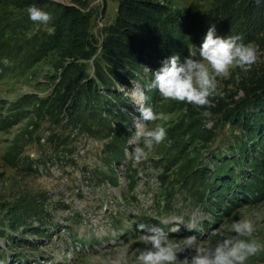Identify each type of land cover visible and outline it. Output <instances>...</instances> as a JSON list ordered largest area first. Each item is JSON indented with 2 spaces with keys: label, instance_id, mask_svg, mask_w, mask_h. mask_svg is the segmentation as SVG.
Masks as SVG:
<instances>
[{
  "label": "rangeland",
  "instance_id": "374dc122",
  "mask_svg": "<svg viewBox=\"0 0 264 264\" xmlns=\"http://www.w3.org/2000/svg\"><path fill=\"white\" fill-rule=\"evenodd\" d=\"M80 1L0 0V16L5 23L10 22L0 27V31L4 30L0 53L14 55L18 46L27 49L15 62H1L0 58V264H134L137 249L145 247L137 230L141 223L163 228L172 243L178 245L176 251L181 259L195 255L184 248L185 237L197 236L201 248L215 247L235 235L230 231L233 222L245 218L253 222L256 231L251 238L242 239L264 244V196L251 202L231 200L222 209H211L209 205L217 203L209 194V186L200 187L199 182L186 179L193 172L186 166L194 165V172L208 164L213 169L211 161L218 155L244 161L241 148L246 150L244 145L253 138V132L264 126V102L261 94L252 90L264 83V0L259 5L255 0H158L170 10L190 12L198 25L206 27L205 33L211 25L218 24L222 11L226 18L223 37L239 35L243 43L258 46L259 52L249 71L235 68L227 79L218 78V94L210 99L211 107L218 105L221 112L164 100L157 91L158 102L152 106L165 118L155 124L163 126L167 135L149 159L140 164L127 159L125 152L120 159L112 154L116 135L126 128L130 132H126L125 150L130 152L134 146V117L139 113L131 92L140 88L145 94L140 80L131 84L127 80L130 86L126 91L123 85L113 84L120 91H129L132 110L128 123L113 121L109 137L71 125L61 113L57 118L59 109L54 101L58 92L75 93L72 87L76 80L85 90L87 80H80L82 65L90 67L87 76L91 78L97 72L94 60L82 54L86 37L80 32L93 21V32L102 39V31L116 14L114 1ZM31 5L51 13L60 31L58 45L43 56L27 43L37 32H49L50 23L32 22L26 13ZM64 6L78 7L81 14L71 23L66 22ZM197 33L187 47L188 57L195 60L200 59L198 44L206 35ZM98 66L107 77L115 75L107 59H101ZM148 69H144V75L150 72ZM146 77L149 79V75ZM100 84L97 92L108 99V92ZM251 93L258 98L250 103ZM240 115L242 120L237 125L233 118ZM187 126L200 132L192 142L187 163L176 165L175 160L166 164L163 156L172 133ZM208 131L215 135L210 143L201 137ZM18 153L22 155L14 166L12 159ZM28 164L35 171H28ZM164 164L168 165L166 169ZM245 166L251 167L244 164L236 172L239 179L232 188L245 182ZM131 167L135 177L128 176ZM27 206H37V216L17 214V209ZM247 264H264V251L250 257Z\"/></svg>",
  "mask_w": 264,
  "mask_h": 264
},
{
  "label": "trees",
  "instance_id": "16d2710c",
  "mask_svg": "<svg viewBox=\"0 0 264 264\" xmlns=\"http://www.w3.org/2000/svg\"><path fill=\"white\" fill-rule=\"evenodd\" d=\"M105 1L116 2L117 8L114 20L104 28V33L102 31L103 38L97 37L95 32H93V21L92 24L89 22L86 30L84 29L80 32V36L83 35L86 37L82 46V54L94 60V65H97L95 77L91 78L87 76L90 67L88 65H82V78L80 80L81 82L87 80L86 84L89 86L86 85L85 90H81L76 80L72 87L73 89L75 88V93H72V95L69 93V90H64L62 93L58 92L54 102L59 109L57 118H59L61 113L65 116L69 124H74L82 130L86 129L94 135L101 133L103 134L102 136L109 137L111 132L113 134V121L121 120L124 124L128 123L130 121L128 113L129 110L130 112L132 110L130 107L132 105V99L129 91H120L115 85H123L126 91V89L129 90L131 83L140 80L139 82L144 87L145 96L147 97L145 106H151L153 108L152 105L158 102L157 90L149 87L150 82L154 79L153 71L158 70L162 66L161 62L174 54L172 51L179 53L182 61L184 58H188L187 47L190 44V38L197 32H200L202 35L206 34V27H201L200 24L198 25V22H195L194 18L189 14L190 12L182 11L181 13L170 10L158 0ZM73 2L80 3L81 1L73 0ZM219 12L221 20L215 25V28L217 35L223 37L226 18L222 11ZM80 14L81 9L78 7L64 6L63 15L66 18V22L71 23L74 17ZM9 23L7 21L5 23L4 18L0 16L1 28H4ZM49 28V32H37L27 43L28 45L31 43V47L36 50V53H40L42 56L46 52L48 53L53 50L60 41L59 27L55 21L50 22ZM3 31H0V36L4 34ZM85 31L86 33H84ZM198 33L197 36L199 35ZM75 35L76 37L78 36V34ZM202 43L200 42L198 44L199 47ZM100 49L101 53L99 54ZM25 51H27L26 48L23 49V47L18 46L14 55H3V53H0L1 62L3 59L15 62L21 58L22 54H25ZM39 58L37 57V59ZM104 58L113 64L111 69L115 70L114 76L107 77L105 75L106 73H103L101 67L98 66L100 60ZM146 68H149L151 71L144 75L143 72ZM148 75L149 79L147 77L145 78ZM113 80L116 82L114 83ZM127 80H129L130 84ZM100 82L103 83L105 90L108 92V99L104 100L97 92L101 87ZM252 90H254L253 93L259 92L261 94V98H259L263 99L262 102H264V83L255 86ZM253 93L249 97L252 98L250 103L251 101L254 102L253 100L255 98L256 100L258 98V95L253 96ZM216 106L218 107V105H215V107L212 106L209 109H216L221 112L222 109H217ZM243 112L248 113L246 110ZM233 119L234 123L239 125L242 117L240 115ZM256 124L255 122L254 125ZM117 132L118 130L115 131L116 134ZM126 132H130L129 128H126L124 133L121 131L116 135V149L112 151V154L114 153L117 159L122 158L125 152V146H128ZM198 134H200L198 130H189L188 126L182 130L173 132L170 137V146L163 156L166 159L165 163L169 164L178 160L176 165L182 161L186 164L185 159L189 156L192 142ZM201 137L205 139L204 141H209L210 143L215 135L208 131L202 133ZM54 146L56 147V145ZM244 146L246 150L242 148L240 150L244 154V161H241V158L231 160L232 157L227 158L226 155H223L224 157L222 156L223 158L221 157V159L219 158L220 155H218L211 161L215 164L213 169L208 164L205 167L196 168L195 170L197 171L195 172L194 165H182L189 168V170L191 168V171L193 170L190 175L186 176V179L190 178V181L194 184H198L196 182H199L200 187L209 186V194L214 195V201L217 203V205H209L211 209H222L223 206H228L231 200L235 203L239 199L248 202L249 200H258L264 196V126L259 127L253 132V138L249 139ZM133 147L131 146L130 149L132 150ZM173 153L175 154L172 156ZM21 155L22 153H18L12 159L14 166H17ZM250 162H253L254 165L252 166ZM166 164L163 165L165 169L168 167ZM244 164L251 165L250 168H246L245 166L244 168L247 170L242 172V176L245 178H243V181L245 182L241 186L232 188V185L239 179V176H236V172L240 171ZM27 167L29 169L28 171H35L32 165L28 164ZM133 170L131 167L128 176L131 174L130 177L132 175L135 177V174L132 173ZM205 191L206 189L204 188L202 192L205 193ZM209 200L212 201L210 197ZM36 208L38 207L29 208L27 206L24 209L19 208L21 213L17 209V214L23 215V217H34L37 216V213H35ZM19 215L18 217H21ZM4 232L6 233V231Z\"/></svg>",
  "mask_w": 264,
  "mask_h": 264
},
{
  "label": "clouds",
  "instance_id": "9594fccd",
  "mask_svg": "<svg viewBox=\"0 0 264 264\" xmlns=\"http://www.w3.org/2000/svg\"><path fill=\"white\" fill-rule=\"evenodd\" d=\"M255 2L259 5L260 0ZM26 13L34 23L47 25L53 19L51 13L36 5L28 6ZM258 52V46L243 43L239 35H217L215 25H211L199 47L200 59L189 56L182 61L180 54L174 53L153 71L154 79L149 87L156 89L164 100L211 107L210 98L218 94V78L227 79L235 68L249 71L258 59ZM131 95L137 101L139 116L134 117L135 135L131 141L134 147L130 152L125 150V156L134 164H140L147 161L166 139V129L155 124L165 117L151 106H145L147 97L142 89L134 88ZM152 124L155 126L150 127ZM137 230L145 247L137 249L134 264H247L250 257L264 251V244L257 240L242 239L251 238L256 231L253 222L247 218L233 222L230 231L235 235L223 239L215 247L201 248L197 236L185 237L182 240L184 248L194 251L195 255L183 259L177 254L178 245L172 243L163 228L141 223Z\"/></svg>",
  "mask_w": 264,
  "mask_h": 264
}]
</instances>
